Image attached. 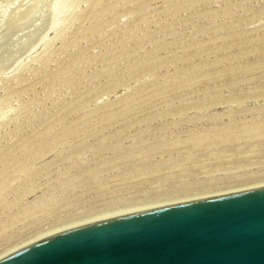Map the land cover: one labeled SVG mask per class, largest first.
Listing matches in <instances>:
<instances>
[{
    "label": "rangeland",
    "instance_id": "rangeland-1",
    "mask_svg": "<svg viewBox=\"0 0 264 264\" xmlns=\"http://www.w3.org/2000/svg\"><path fill=\"white\" fill-rule=\"evenodd\" d=\"M260 188L264 0H0V260Z\"/></svg>",
    "mask_w": 264,
    "mask_h": 264
},
{
    "label": "water",
    "instance_id": "water-1",
    "mask_svg": "<svg viewBox=\"0 0 264 264\" xmlns=\"http://www.w3.org/2000/svg\"><path fill=\"white\" fill-rule=\"evenodd\" d=\"M0 264H264V188L77 227Z\"/></svg>",
    "mask_w": 264,
    "mask_h": 264
},
{
    "label": "bare ground",
    "instance_id": "bare-ground-1",
    "mask_svg": "<svg viewBox=\"0 0 264 264\" xmlns=\"http://www.w3.org/2000/svg\"><path fill=\"white\" fill-rule=\"evenodd\" d=\"M145 208V207H144ZM114 217V216H113ZM110 218V217H109ZM98 219V218H97ZM36 240V239H35ZM34 242V241H33Z\"/></svg>",
    "mask_w": 264,
    "mask_h": 264
}]
</instances>
